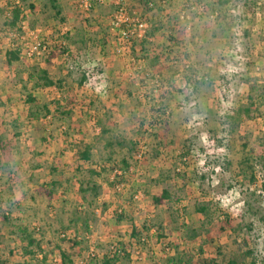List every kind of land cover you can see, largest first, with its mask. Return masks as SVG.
Returning a JSON list of instances; mask_svg holds the SVG:
<instances>
[{"label":"rangeland","instance_id":"374dc122","mask_svg":"<svg viewBox=\"0 0 264 264\" xmlns=\"http://www.w3.org/2000/svg\"><path fill=\"white\" fill-rule=\"evenodd\" d=\"M44 1L23 0L26 29L17 30L16 36L0 14L2 46L11 37L14 48L19 46L23 54L27 46L45 40L60 53L52 65L47 63L50 55L15 63L11 83L19 88H10L15 90L5 100L8 109L0 103L4 109L0 118V229L5 227L0 233L4 245L0 264H62L61 250L71 255L68 264H102L115 247L132 255L131 264H168L177 254L189 264H205L208 258L214 264H264V41L245 39L237 31L232 47L217 54V68H206L208 72L199 63L189 62L190 70L186 66V71L168 70L160 86L161 76L148 77L151 72L140 60L142 53L135 55L134 43L125 55L117 53L112 4L101 8L94 0L91 10L84 13L79 0H60L62 14L56 15ZM32 3H36L35 10L30 8ZM142 17L150 23L151 36L160 22ZM64 48L71 58L62 52ZM92 60L97 68L89 85L81 68ZM38 68L49 72L54 86L36 87L37 78L29 81L30 73ZM141 69L144 78L138 85ZM186 77L193 80L189 81L192 85ZM148 79L152 81L147 90L142 81ZM180 79L182 83L177 82ZM162 87L160 97L149 98L150 91ZM35 89L37 102L31 106L24 100ZM138 99L144 101L149 116L156 110L144 126H140ZM195 99H199L197 104ZM249 107L252 113H245L246 124L242 123L239 133H232L231 116ZM65 108L73 112L75 129L72 121L62 120L60 111ZM162 108L166 114L158 113ZM32 113H39L38 119ZM245 140L249 147L244 150ZM86 143L93 145L92 159L76 163V151ZM3 144L6 152L1 150ZM141 145L147 151L140 159ZM189 147L192 158L182 161V151ZM250 148L255 150L252 155ZM180 149L181 154L176 152ZM161 154L165 160L154 163ZM246 157L252 173L247 172L249 164L242 163ZM208 165L214 170H207ZM120 167H133L134 172H128L123 187L116 189L114 170ZM168 171L167 178L154 182L153 175L165 177ZM9 183L16 186L14 196ZM164 188L180 200L155 207L152 196ZM198 206H205L207 214L199 215ZM117 213L125 218L118 221ZM162 222L168 223L174 235H166ZM133 224L149 240L150 230L161 225L167 240L139 248L130 236ZM22 227L42 239L41 248H23L27 242L19 233ZM65 231L69 238H63ZM12 247L16 253H10ZM26 250L31 251L30 260L22 258ZM127 256L117 264H128Z\"/></svg>","mask_w":264,"mask_h":264},{"label":"crops","instance_id":"0c3cea01","mask_svg":"<svg viewBox=\"0 0 264 264\" xmlns=\"http://www.w3.org/2000/svg\"><path fill=\"white\" fill-rule=\"evenodd\" d=\"M53 1H56L57 5L60 8L63 7L62 5L63 3L60 2V0H45L43 3L46 2V4L48 3L52 7ZM152 1H154V3L147 4L145 3L144 0H137L136 2H134L133 0H128L130 9L133 13H135L136 15L149 16L150 20L153 23H154L153 20L155 21L159 20L160 22V24L158 25L156 24L154 26L155 32H153L151 36L149 35L147 39L141 40L140 42L139 41L134 42L135 55L140 56V54L142 53L143 59L140 60L145 63L146 65L145 69L151 72L148 73V77H152L154 75L161 76L162 81L159 80L160 86H163V76L168 75L167 74L168 70L178 68L180 71H184V70L186 71L187 69H189V66L191 65L189 62L199 63L201 67H204V69L206 68L212 69V67L217 68L218 64L220 65V63H218L217 61L218 58L217 54L220 52L226 53L227 50H229L232 47L231 43L232 40L234 39V35L235 34L237 35V31L238 32L241 31L245 39L259 38L260 40L264 41V0H174L170 6L165 8L161 6L160 4L161 0H152ZM104 2L105 4L102 3L100 4L97 2L96 3L99 4L101 8H107L108 6H111L109 0H104ZM4 3L7 4V0H5V2L4 0L3 1L0 0V9L6 6V4ZM190 4L195 5L196 7H199L200 5H204L206 7L205 13H200L199 11H191L190 9H188L189 7H191ZM32 5L36 6V3H32ZM162 24H164V27H161ZM8 31H11V29H8ZM12 40L13 39L11 37L7 38L6 41L8 42V45L6 46H2L3 44L2 42H1L2 44L0 43V48L2 49L0 51V61L2 60V62H5V64L0 63V103L3 104L5 103L7 105L6 107H4L5 109L6 108L8 109V102L5 101L6 98L11 99L13 96L12 92H14L16 88H19V86L14 87L13 84L11 83L12 72H13L12 68L15 67V64L9 65L7 61L8 51L14 48L13 43H11ZM129 57L130 55L123 58L125 59L124 61H127ZM156 57H160L159 60H157ZM186 57L188 59H186ZM206 59H211V62L207 64L205 62ZM152 61L156 63L155 64L157 65L156 67H152L150 65ZM187 63L189 64L185 65ZM185 66L187 69L185 68ZM206 70L208 72L210 71V69H206ZM143 73L144 71H142V69L139 73H137L138 76L140 77V80L137 79L138 85L139 83H141L142 78H144L140 76ZM179 75L181 74L178 73L175 76V78L178 77ZM190 80L191 82L193 81L189 77H186L185 79V81L188 84L189 83L191 84V82H189ZM150 81H152V79L151 80L148 79L147 81L146 80L142 81L143 88H146L148 90L149 87L151 86ZM155 82L157 83L158 80L156 79ZM177 82L182 83V80L180 79ZM10 88H15V89H10ZM163 90L164 87H162L160 90H155V92L150 91L148 94L150 96L149 98H151V96L155 98L156 94L158 97H160L161 91ZM32 93L33 96H36V89L32 91ZM200 97L203 100L205 98L202 96ZM190 98H192V96ZM195 100L197 104L198 103L197 101L199 99H195ZM24 101L27 102L26 98ZM137 102L140 105L137 108L141 110V114H140L141 117H139L142 118L140 119V126H144L147 122V121L144 122L145 117L148 116L149 119L150 116L156 112V110L153 109L152 114H150L149 116L148 115L149 112L147 114V110L146 108H144L145 107L144 101L138 99ZM151 108L154 107L151 106ZM1 112H4V109L3 107L1 108L0 106V118H1ZM1 134L2 132L0 131V136ZM181 149L176 152L180 153ZM159 151L163 152L160 149ZM187 153L188 151L186 150L185 153L184 151H182V154L180 153L182 156V157L180 156L182 161L185 159L192 158V156ZM162 156H163L162 154L159 155V157H157L158 159H156L154 163L157 162L159 163L165 160L163 159ZM166 163L167 166H169V163L168 162ZM168 174L169 171L165 177L164 174L162 175V177L153 175L152 178L156 183L159 180V178H162L161 180L167 178ZM2 182L3 181H0V183ZM12 185H14V183L12 184L9 183V188ZM15 189L16 187L14 188V190L10 189V191H12L11 192L12 195L14 194L13 192H15ZM158 193L159 192L153 194L152 200L154 196L158 195ZM2 195L3 194L1 193V196ZM151 203L153 204V202ZM198 214L200 215L201 213L198 212ZM162 223H163L162 226L164 225L165 228L167 229L166 235H174L173 232L169 233V231H171V227L168 225V223L167 222L165 223L162 222ZM4 228L1 226L0 233L4 231L3 230ZM149 234L150 236H152L151 240L147 239L148 237L143 238L142 241L144 243L147 242L163 243L165 241L162 239L159 240L157 229H151ZM154 236H156V238ZM34 237L35 239H37V241L43 243L42 239L38 238L36 235H34ZM168 239H171L170 236ZM134 243L137 242L134 241ZM3 246H4L3 243H0V248H2ZM22 246H26L23 248H27L28 242L22 243ZM12 248L14 249H12L13 251L10 253L12 254L16 253L15 251L16 248L15 247ZM22 258H24L25 260H30V254H25L24 257Z\"/></svg>","mask_w":264,"mask_h":264},{"label":"trees","instance_id":"16d2710c","mask_svg":"<svg viewBox=\"0 0 264 264\" xmlns=\"http://www.w3.org/2000/svg\"><path fill=\"white\" fill-rule=\"evenodd\" d=\"M21 1V4H16L14 2H12L11 0H7V4L4 8L0 9V12L1 14H3V16L5 17V25L7 27H9L10 29L12 30H20L22 31L20 25L21 23H23L25 21V8H24V5H23V0H20ZM145 3L147 4H151V3H154V1L152 0H144ZM146 4V5H147ZM30 8L32 10H35V6L34 5H30ZM52 8L53 10H55L56 12V15H61L62 14V9L57 5V2L56 1H53L52 3ZM62 52L64 54H68L71 58V54L70 52L67 50V48L63 49ZM8 64L9 65H14L15 63H21L23 62V58L21 57L22 55V51H21V48L19 46H17L16 48H13L11 50L8 51ZM60 53L57 52V51H52L49 58L47 59V63L49 65H52V60L54 58H56ZM73 58V57H72ZM160 57H156L157 60H159ZM156 63L154 61H152L150 63V65L152 67H156L157 65H155ZM34 73H30L29 75V81L32 82V81H36L35 78L38 79V81H36L34 83V85L36 87H39L41 84L43 86H54V82L50 79V76H49V72L45 69H33ZM205 78V77H204ZM27 89V86H25V91ZM27 95L25 96L26 97V100L28 102L29 105L31 106H34L37 102V99L33 96L32 93L28 92L26 93ZM74 102L71 101V105L73 104ZM60 104V103H59ZM60 108V107H59ZM68 108V107H67ZM67 108H65V111L62 110L60 111V114L62 115L63 119L62 120H66L68 122H71L73 120L72 118V115H73V112L72 111H68ZM47 109L49 110V107L47 106ZM166 109L162 108V110H159L158 113H160L161 115L162 114H166ZM245 113H247L248 116H250V113H252V110L251 108H247L246 110H242L239 112L238 116L235 117V116H231V122L233 124V126H231L230 128V131L232 133H235V132H238L239 133V130L238 129H241L243 127L244 122H246L247 118L249 117H245ZM34 115V117H36V119H38V115L39 113H32ZM50 114L49 111H47V115ZM32 115V116H33ZM148 119V116L145 117V121H147ZM71 126L73 127L72 129H75L76 127L74 126L73 124V121L71 122ZM244 123V124H242ZM80 134H84V131L82 130V128H78L77 129ZM242 138H244V136H242ZM1 139V138H0ZM3 143V142H2ZM4 145V144H3ZM2 145V151H7V147L4 145ZM92 147L93 145L91 143H86V145L84 144V147H81L79 148L77 151H76V154H75V160H76V163H80L81 161H86V162H89L91 161L92 159V155H91V151H92ZM249 147V142L247 140H245V142L243 143V149H247ZM192 151V148L189 147V150H188V153ZM249 153L254 154L255 153V150L253 149H248ZM263 155H264V151H263ZM249 160L250 158L249 157H246L245 159H243L242 163L244 165H247V163L249 164L247 166V172L249 173H252V170H253V167L250 165L249 163ZM125 164H127L126 167H130V165H128V163L126 161H124ZM81 167L78 165L77 166V170L79 171ZM121 182H124L126 181L125 178H122L120 179ZM54 184H56V182H54ZM16 186L15 185H12L10 187L11 190H13ZM175 199L177 202L180 200L178 197L175 198L173 197V193L171 191L170 188H164L162 189L158 195L154 196L153 197V204L155 206H166V205H169L172 200ZM197 211L201 214H204L206 215L207 213V208L205 206H198L197 207ZM118 215V221H122L125 217L123 215V213H117ZM9 220V219H7ZM226 224H229V223H226ZM87 229L89 230V225L87 224L86 225ZM146 230L149 231V228H145ZM163 227L161 225L158 226L157 228V232H158V237L159 239H165L167 240V238L163 237L161 231H162ZM226 228L225 227H222L221 230L224 231ZM26 229L25 228H19V233L22 235V239L23 240H26L28 242V246L29 248H33L35 246H37L38 248H41V243L39 241H37V239H35V237L31 234V233H26ZM63 238H69L68 236V233L65 231V233H63ZM131 238L134 239L135 242H137V246L142 247L144 244L142 239L144 237H141V233L139 232V230L137 229V227L133 224V227H132V231H131ZM146 238V237H145ZM64 240V239H63ZM71 240V239H69ZM73 245L77 244L76 242H73L72 243ZM61 261H62V264H68V262L72 263V258H71V255H69L67 252H65L64 250H61ZM127 251H122V249L120 247H115L114 250L110 253V256H106L105 259L101 262L102 264H117V262H120L121 258L123 256H126V259H124L125 261L128 262V264H131V259H132V255L130 253H126ZM26 254H31V251H27L26 250ZM125 254V255H123ZM128 259V260H127ZM97 263V262H96ZM97 264H100L97 263ZM168 264H189V261L185 260L183 258V256H181L180 254H177L173 257H170L169 261H168ZM205 264H214V261L209 259L208 258V261H205ZM229 264H236L235 262H230Z\"/></svg>","mask_w":264,"mask_h":264},{"label":"built area","instance_id":"2783aa9c","mask_svg":"<svg viewBox=\"0 0 264 264\" xmlns=\"http://www.w3.org/2000/svg\"><path fill=\"white\" fill-rule=\"evenodd\" d=\"M16 4H21L20 0H11ZM110 3L115 7L114 13L111 19V27L112 30L118 34V46L117 53L121 55H125L128 51H131L133 48L134 40H145L148 38L150 23L146 18H143L142 15H136L133 13L128 6V0H109ZM173 0H161L162 7H168L172 4ZM98 3L105 4L104 0H98ZM94 5V0H79L78 6L80 10L84 13L89 12ZM191 5V4H190ZM191 11H199L200 13H205L206 7L204 5H200L196 7L195 5H191L189 7ZM22 30L26 29L25 21L20 25ZM12 35H17V30H12ZM62 34H67L65 31ZM65 45V44H64ZM63 46V44H61ZM53 51L52 44L45 40H40L32 44V46H27L26 51L21 55L22 58L25 59H33L35 57L41 56H49ZM78 63L79 60L76 59ZM97 68V63L92 61H88L87 65L82 66V70H84V79L85 84H91V79L93 77V73ZM140 152L138 154V158H142L143 154L147 151V146L141 145ZM207 170H214V167L210 165L207 166ZM128 172H134L133 167L129 169H123L122 167L116 168L114 170V179L113 181L116 183L115 188L121 189L124 184L120 181V179L125 178ZM138 198V196H137ZM38 257H42V254H38ZM58 259L55 260L57 262Z\"/></svg>","mask_w":264,"mask_h":264}]
</instances>
